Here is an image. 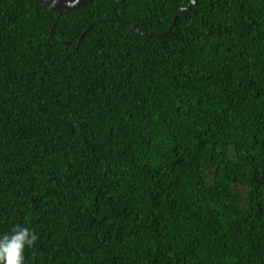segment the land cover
<instances>
[{"label": "trees", "instance_id": "obj_1", "mask_svg": "<svg viewBox=\"0 0 264 264\" xmlns=\"http://www.w3.org/2000/svg\"><path fill=\"white\" fill-rule=\"evenodd\" d=\"M16 225L24 264H264V0H0Z\"/></svg>", "mask_w": 264, "mask_h": 264}, {"label": "clouds", "instance_id": "obj_2", "mask_svg": "<svg viewBox=\"0 0 264 264\" xmlns=\"http://www.w3.org/2000/svg\"><path fill=\"white\" fill-rule=\"evenodd\" d=\"M39 237L34 229L16 225L0 237V264H24L25 249L34 247Z\"/></svg>", "mask_w": 264, "mask_h": 264}, {"label": "water", "instance_id": "obj_3", "mask_svg": "<svg viewBox=\"0 0 264 264\" xmlns=\"http://www.w3.org/2000/svg\"><path fill=\"white\" fill-rule=\"evenodd\" d=\"M38 1L41 2L45 6H48L50 9L57 11L59 16H60L63 13H67L69 11L75 10L78 7L84 6V5L90 3L94 0H38ZM58 20H59V18H57V21ZM55 26H56V24H54L52 27L51 35H53V33H54ZM84 33L80 37L78 44L81 42V39H82Z\"/></svg>", "mask_w": 264, "mask_h": 264}]
</instances>
